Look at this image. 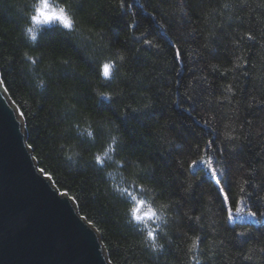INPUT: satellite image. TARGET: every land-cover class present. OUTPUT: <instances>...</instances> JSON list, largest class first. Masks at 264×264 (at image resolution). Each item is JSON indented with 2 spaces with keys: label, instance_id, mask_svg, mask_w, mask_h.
<instances>
[{
  "label": "trees",
  "instance_id": "trees-1",
  "mask_svg": "<svg viewBox=\"0 0 264 264\" xmlns=\"http://www.w3.org/2000/svg\"><path fill=\"white\" fill-rule=\"evenodd\" d=\"M53 3L77 30L40 26L33 41L35 0H0V78L39 168L111 263L264 264V0ZM209 157L251 221L227 219L210 165L189 167ZM124 189L162 219L132 221Z\"/></svg>",
  "mask_w": 264,
  "mask_h": 264
},
{
  "label": "water",
  "instance_id": "water-1",
  "mask_svg": "<svg viewBox=\"0 0 264 264\" xmlns=\"http://www.w3.org/2000/svg\"><path fill=\"white\" fill-rule=\"evenodd\" d=\"M20 113L0 83V264H112L98 230L39 168Z\"/></svg>",
  "mask_w": 264,
  "mask_h": 264
},
{
  "label": "snow or ice",
  "instance_id": "snow-or-ice-1",
  "mask_svg": "<svg viewBox=\"0 0 264 264\" xmlns=\"http://www.w3.org/2000/svg\"><path fill=\"white\" fill-rule=\"evenodd\" d=\"M121 7H124V0H121ZM57 21H59V25H62L63 29L67 30V34H72L74 33L77 29H76V22L73 16L71 17H67V16H54V17H47L45 19V21L43 22V25H53V24H57ZM40 21H37V24H40ZM249 39H252L251 36L248 37ZM37 39V34L32 36V40L35 41ZM146 43H150L149 41H145ZM180 53L179 51H177V56H179ZM29 59H31V57H29ZM122 59V57H121ZM33 63H35V61H33ZM66 63V62H65ZM113 68L114 65L111 62H104L101 66H100V70L102 71V75L104 78H110L112 76L113 73ZM3 81L0 80V83H2ZM21 115H23V112L20 113ZM89 136H92L93 133L91 131L88 132ZM115 140V138H113ZM107 154V153H106ZM95 161L98 164H103L104 161L101 159V157L99 155H97L95 157ZM214 163V160L212 157H209V159L207 161L205 160H192L189 167L195 168L197 164H201V165H211ZM208 171L210 172V175L212 177V179L214 180L215 185L218 187V191H219V195L222 197L221 199V207L222 210L226 212L227 215V219L229 221H233L234 219L241 217L242 215H247V216H251L253 218H255L258 213L256 211H252L251 208L246 205L244 203L245 200V196L242 195L239 199V201H234L230 195H229V191L225 185H223L221 183V179L220 177L224 174V172L222 171L221 173H217L216 168L214 166H210L208 168ZM140 190L143 191V185H140ZM241 192H244V189H241ZM124 193L126 195H128L133 201L134 203L132 204L131 208H130V213H131V220L138 222V223H143L146 226V223L149 219H156L157 218V213L156 212H152L148 215H145L143 209L146 205L145 200L138 198L136 195H133L131 192H128L127 189H124ZM236 204L235 209H233L232 205ZM247 210V211H245ZM259 215L264 216V212L259 213ZM91 223V222H90ZM148 238H150L151 240L155 241L156 239V234H155V230H149L148 231ZM199 241V237L196 238V240H194L193 244L194 246L198 243ZM250 259V257H249Z\"/></svg>",
  "mask_w": 264,
  "mask_h": 264
},
{
  "label": "clouds",
  "instance_id": "clouds-1",
  "mask_svg": "<svg viewBox=\"0 0 264 264\" xmlns=\"http://www.w3.org/2000/svg\"><path fill=\"white\" fill-rule=\"evenodd\" d=\"M54 16L71 17L72 15L67 10L64 4L53 5L52 3L49 2V0H35L34 11L30 14V24L27 25L25 28V31L29 35L30 39L32 40V36L37 34L35 26H42L43 22L47 17H54ZM37 21H40L41 23L37 24ZM57 23H59V21H57ZM100 95L107 97L109 93H100ZM67 155L72 156L73 153L68 152ZM105 155L107 154L105 153ZM143 211L145 215H148L152 212L157 213V211L150 204H146ZM162 216L163 213L161 212L160 215H157V218L155 220L157 221L161 220ZM145 227H148V223H146ZM147 237H148V231H147ZM152 247L155 248L156 244L153 243Z\"/></svg>",
  "mask_w": 264,
  "mask_h": 264
},
{
  "label": "rangeland",
  "instance_id": "rangeland-1",
  "mask_svg": "<svg viewBox=\"0 0 264 264\" xmlns=\"http://www.w3.org/2000/svg\"><path fill=\"white\" fill-rule=\"evenodd\" d=\"M49 2L51 3V0H49ZM53 4V3H52ZM178 88H179V85H178ZM19 109V108H18ZM26 128V127H25ZM215 137V136H214ZM235 158H238V156H236ZM213 160H214V158H213ZM232 161H235L234 159H231ZM210 166H213V164H211ZM211 177V176H210ZM211 179H212V177H211ZM221 179V178H220ZM213 180V179H212ZM214 181V180H213ZM221 183L224 185V182H222V180H221ZM243 216V215H242ZM242 216L241 217H238V218H242ZM248 217V219L251 221V218H250V216H247L246 214L243 216V217Z\"/></svg>",
  "mask_w": 264,
  "mask_h": 264
},
{
  "label": "bare ground",
  "instance_id": "bare-ground-1",
  "mask_svg": "<svg viewBox=\"0 0 264 264\" xmlns=\"http://www.w3.org/2000/svg\"><path fill=\"white\" fill-rule=\"evenodd\" d=\"M51 3H53V0H51ZM53 5H55L54 3H53ZM34 10H32V12H33ZM43 27H45L46 25H42ZM49 26H51V25H49ZM36 28H39L40 26H35ZM1 79V78H0ZM2 80V79H1ZM2 84H3V82H2ZM3 86H4V84H3ZM5 87V86H4ZM6 89V88H5ZM6 92H7V90H6ZM8 93V92H7ZM8 95H9V93H8ZM10 96V95H9ZM11 98V97H10ZM12 99V98H11ZM74 200V199H73Z\"/></svg>",
  "mask_w": 264,
  "mask_h": 264
}]
</instances>
